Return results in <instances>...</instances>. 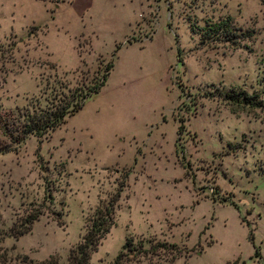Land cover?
<instances>
[{
  "label": "rangeland",
  "instance_id": "374dc122",
  "mask_svg": "<svg viewBox=\"0 0 264 264\" xmlns=\"http://www.w3.org/2000/svg\"><path fill=\"white\" fill-rule=\"evenodd\" d=\"M226 15L236 44L199 39L205 20ZM109 59L98 91L62 124L0 153L6 260L64 263L128 169L88 264H111L127 236L174 243L171 264H264V107L221 99L233 88L264 100V0H0V109L38 95L51 63L73 86Z\"/></svg>",
  "mask_w": 264,
  "mask_h": 264
},
{
  "label": "trees",
  "instance_id": "16d2710c",
  "mask_svg": "<svg viewBox=\"0 0 264 264\" xmlns=\"http://www.w3.org/2000/svg\"><path fill=\"white\" fill-rule=\"evenodd\" d=\"M236 29L232 18L226 15L213 21L205 20L203 25L197 28V33L199 39L205 36L236 44L241 36L236 32ZM118 46L119 44H114V50ZM178 54L179 50H177V56H179ZM100 62L102 61H99V64ZM49 66L53 70L52 79L50 82L45 81L38 95L33 96L22 106L0 109V153L16 150L28 136H34L40 140L62 124L67 116L73 114L89 96L98 91L111 67V59L103 63L100 71L97 66L96 74L91 82L81 80L73 86L55 75L52 63ZM221 99L230 105L241 108L264 107V100L259 97L257 92L247 93L244 89L229 88L221 93ZM181 128L179 120L175 134H178ZM174 143H176L175 140ZM128 172V169L122 170L120 180L112 193L105 199L98 200L86 218L80 238L68 249L64 263H59L54 254L39 261H32L22 256L21 259L10 263L6 260L4 253L0 252V264H88L90 254L96 250L100 239L114 223V210L117 207L120 191L126 185ZM38 214L37 210L29 214L22 226L16 229L12 228L11 236L16 238L27 232L31 222L36 219ZM55 222L62 223L60 218H55ZM147 244V247H143L140 243L136 245L132 242L131 237L127 236L121 246L125 252L123 253L122 249L119 250L111 264H126V260H131V258H135L137 264H158L151 263L153 258L161 259L165 262L163 264H171L173 258L179 254V249L174 243L163 239H149ZM168 254H170L169 259L167 258Z\"/></svg>",
  "mask_w": 264,
  "mask_h": 264
}]
</instances>
